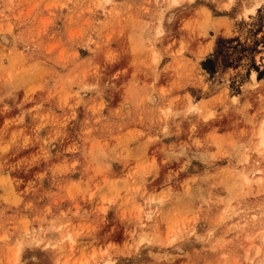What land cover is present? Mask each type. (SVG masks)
Wrapping results in <instances>:
<instances>
[{"label":"rangeland","instance_id":"rangeland-1","mask_svg":"<svg viewBox=\"0 0 264 264\" xmlns=\"http://www.w3.org/2000/svg\"><path fill=\"white\" fill-rule=\"evenodd\" d=\"M260 131L264 0H0V264H264Z\"/></svg>","mask_w":264,"mask_h":264},{"label":"bare ground","instance_id":"bare-ground-1","mask_svg":"<svg viewBox=\"0 0 264 264\" xmlns=\"http://www.w3.org/2000/svg\"><path fill=\"white\" fill-rule=\"evenodd\" d=\"M259 136H260V142H261L262 144H264V135H263V133H262L261 131L259 132ZM67 236H68V238L71 237L70 234H68Z\"/></svg>","mask_w":264,"mask_h":264}]
</instances>
